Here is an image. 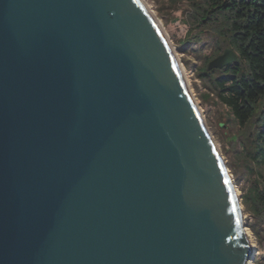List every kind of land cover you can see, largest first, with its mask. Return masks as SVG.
Returning <instances> with one entry per match:
<instances>
[{"label":"water","instance_id":"95a60500","mask_svg":"<svg viewBox=\"0 0 264 264\" xmlns=\"http://www.w3.org/2000/svg\"><path fill=\"white\" fill-rule=\"evenodd\" d=\"M249 253L234 181L143 1L0 0V264Z\"/></svg>","mask_w":264,"mask_h":264},{"label":"rangeland","instance_id":"374dc122","mask_svg":"<svg viewBox=\"0 0 264 264\" xmlns=\"http://www.w3.org/2000/svg\"><path fill=\"white\" fill-rule=\"evenodd\" d=\"M142 1L160 22L241 198L245 224L253 240L245 264H261L264 262V207H252L246 203V197L257 189L263 190L264 167L245 153L242 143L236 139L241 136V127L230 108L221 101L216 83L202 76L210 62L224 53L215 57L220 48L221 38L215 34L219 25L198 23L193 2L199 0ZM200 1L207 4L206 0Z\"/></svg>","mask_w":264,"mask_h":264},{"label":"trees","instance_id":"16d2710c","mask_svg":"<svg viewBox=\"0 0 264 264\" xmlns=\"http://www.w3.org/2000/svg\"><path fill=\"white\" fill-rule=\"evenodd\" d=\"M206 3L194 1L193 13L199 24L219 25L215 34L221 40L215 57L232 48L238 60L224 69L207 68L202 76L216 83L221 101L241 127V136L236 139L245 153L264 167V0H206ZM246 203L264 207V188L251 192Z\"/></svg>","mask_w":264,"mask_h":264},{"label":"bare ground","instance_id":"6f19581e","mask_svg":"<svg viewBox=\"0 0 264 264\" xmlns=\"http://www.w3.org/2000/svg\"><path fill=\"white\" fill-rule=\"evenodd\" d=\"M153 17H154V15H153ZM155 18V17H154ZM155 20H156V22H157V24L159 25V27L161 28V30L163 31V29H162V27H161V24H160V22L155 18ZM165 35V34H164ZM166 36V35H165ZM166 38H167V36H166ZM168 40V39H167ZM170 44V43H169ZM170 46H171V44H170ZM171 48H172V46H171ZM173 50V49H172ZM247 236H248V238H249V242H250V244L251 243H253V240L251 239V237H250V234H249V231L247 230Z\"/></svg>","mask_w":264,"mask_h":264}]
</instances>
